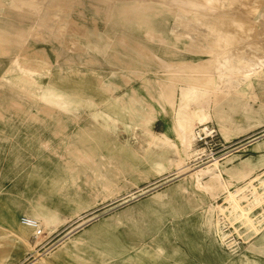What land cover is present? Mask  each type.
<instances>
[{"label": "rangeland", "instance_id": "obj_1", "mask_svg": "<svg viewBox=\"0 0 264 264\" xmlns=\"http://www.w3.org/2000/svg\"><path fill=\"white\" fill-rule=\"evenodd\" d=\"M95 1L97 5L100 4V6L104 7L95 9L97 16L112 18L121 23L104 27H111L112 33H119L115 38L111 34L113 38H108L106 41L113 48V59L118 62L120 56H122V60L125 61L124 67L121 70H117L118 75L123 77L121 81L125 85L124 89H130L132 85L140 81L145 93L148 94V99H145V103L151 104L155 108L159 107L162 110V116L168 120L173 130L170 136L166 133L156 136L151 134L152 132L147 127L142 143L150 147L174 146L181 159L176 167L178 169L184 167L186 169L185 176L191 175L195 179L197 175L200 176L201 180L198 183H201L206 177L211 178L212 181L217 180L220 183L222 190L227 192L226 205L219 206V214L224 217L223 220L220 218L219 236L222 239L224 253L230 256V258L224 257L225 260H229L225 264H230L235 256H238L240 263L259 264L254 258L256 254L253 249L250 247L249 250L245 251L246 249L243 248L246 242L257 235L255 229L247 220L241 219V216L240 218L238 217L240 211L236 212V214H231L226 209V206H230L227 203L230 195L234 193L233 196H235V192L246 185L233 190L234 186L224 180L225 174L221 163L230 161L234 156H239L235 159L236 162L241 157L248 156L251 152L249 150L253 148L254 143L264 136V42L256 45V48L246 49L240 46L234 51L226 50L225 53H222L223 56L227 55L223 65L228 70L225 69L222 73L226 85L224 83V89L222 86L220 89L223 90L218 91V94H212V98L206 99L200 95L196 97L199 107L209 115L210 120L204 125L199 121H195L190 127L191 132L188 140L191 141L192 149H189L182 144L179 136V122L186 115V111L181 107L183 89L188 88L185 85L171 84L162 78L163 74L170 73V67L166 64L167 69L165 71L163 69L165 68L164 63L161 62V59L173 65L172 63L181 60H204L208 56L205 54V49L218 50L217 42L221 36L213 34L211 30L216 22L215 18L209 13L197 10L194 7L172 8L174 7V4H172L174 1L180 4L181 0ZM228 1L229 10L241 5L247 9L252 8L258 14L257 17L259 19L264 15V0ZM249 1L252 2L249 3ZM59 5L61 9L68 10V14L71 13L70 10L74 7L76 14L67 19V22H70L67 25L68 30L72 31L77 26L83 27L86 30V37L89 36L88 32L90 30L99 31V29H102L95 27L96 24L93 21V19L96 20L95 17L89 20L88 18H83L81 23L78 22L75 15L82 9L80 4L63 1ZM47 7L48 10L54 9L50 5ZM26 9L25 13L32 18L34 23L38 13L43 8L38 5L36 7L26 6ZM74 24L77 26H74ZM261 36L263 37L262 34ZM59 38L61 37H56V40H61ZM64 39L69 40L68 44L64 45L68 49H72L73 46L77 48L81 44L75 41L73 37L63 36L62 40ZM139 44L145 46L154 55H146L140 50ZM73 53H75L76 57L81 58L80 65L68 64L66 67L62 66L60 57L54 52L48 51L47 53L33 52L31 57L35 60L42 59L41 61L50 69L49 81L54 82L60 88L69 91L73 95L83 99H93L102 105L108 100L110 92L104 88L103 77L99 75V71L91 67V49H81L79 47ZM135 69L140 71V73H136ZM131 79L135 81L131 82ZM155 83L159 85V90ZM11 89L13 88L6 84L0 87V258L6 259L11 253L12 247L10 244L13 243L14 238L17 239L19 233L9 221V216L14 212L17 214L22 209L26 198L24 191L27 190L26 184L23 183L26 182L25 177L28 178V174L31 172H29L31 169L30 165L41 161L44 166H50L49 164H51V172L55 176H52L47 183L44 182L45 188L42 189L44 194L40 199L52 208H60L64 221L56 226V229L47 240L42 241L38 245V240L41 241L44 238L43 236L39 239L33 234L27 238L25 237L24 241L27 243V247H23L24 249L22 248L21 250L25 251V255L15 264H113L114 262L110 263L109 261L111 258H115V255H112L113 252L122 249H132L130 237L133 235L138 238L139 236H144L146 232L153 228L147 227L148 223H151L157 217L141 215L138 216L137 221L133 223L127 222L123 225L105 223L101 221V217L95 218V215L118 205L122 197L110 200L104 204L100 202L93 203L87 211H81L80 216L70 212L67 209L66 202L74 196H79L80 190L84 191L88 187L85 174L95 177L97 165V160L94 158L95 153L98 150L104 154L111 153V160H115V155H118V152L114 150V146L110 143H104L103 139L84 137L82 143H75L68 139V136H65L66 139L63 134L64 128L58 123L60 115L54 110L55 108L40 104L38 108H40L41 119L35 120L33 124L36 122L41 123L43 127L40 128V131L45 132L53 141V145H48L45 141L46 139L40 138V133L37 130L28 128L29 121H24L28 116L23 114L22 117L21 112L23 110L31 112L32 107L33 109L36 107L37 102L33 98L38 97V94L33 93L32 98L28 94L18 91L21 94L19 96L27 97V101L24 103L19 98L12 97ZM193 109H196L195 104ZM14 111L19 113L17 117L20 119L15 121L17 128L11 129L12 124L7 119L6 113ZM85 112L80 123L86 124L92 130L99 127L89 116V110H85ZM23 123H25V126L20 129ZM205 125L215 128L218 137L210 139L207 144L196 143L195 129ZM163 126L165 127L164 123ZM100 132L101 136L106 140L118 137L122 141L128 140L130 145L135 144L133 137L124 131L122 127L114 131ZM33 133L35 136L32 135ZM164 135L168 139L165 142H160V138ZM33 136L36 138L35 142H32ZM221 144L225 145V147H221ZM124 154H126L124 158L126 162L134 163L136 167L140 166V169L133 168L129 170L130 180L128 188L133 187V192L137 195L139 190L135 189L134 186L148 180L150 169L145 168V166H151L146 162H156L153 159L155 155L147 153L135 158V154L127 152ZM223 155L225 156L222 157ZM78 162L82 164L83 169H74L75 164ZM54 165L55 167H53ZM73 171L76 172V177L71 176ZM167 176L169 175L164 177ZM164 177L155 176L149 183L161 181ZM41 179L43 178L37 177L34 181L37 183ZM56 179L59 181L55 182ZM147 185L145 184L141 187ZM262 188L263 186L257 185V189L261 190ZM149 191H144L143 194ZM80 197L84 205L90 199L92 201V197L90 198L89 195L83 197V194H81ZM235 198L238 199L237 196ZM238 200L243 206L246 204L240 199ZM136 202L137 199L132 200L128 204L117 207L116 210L123 211ZM244 209L249 211L247 207ZM220 210H223V214ZM251 217L254 220L259 218L263 220L259 211L251 214ZM89 219L91 221L83 227L93 231L91 240L87 241L88 244L84 245L79 242L73 247L66 241L67 238L59 241L80 223ZM82 231L81 229L75 230L72 235H78ZM186 235L194 239L190 232H186ZM65 244H68L69 247L61 250ZM180 245H182V242ZM32 248L38 252L39 256H35L31 252ZM12 251L18 255L17 250ZM147 259H150V261L144 264H173L160 260L155 251H151Z\"/></svg>", "mask_w": 264, "mask_h": 264}, {"label": "crops", "instance_id": "obj_2", "mask_svg": "<svg viewBox=\"0 0 264 264\" xmlns=\"http://www.w3.org/2000/svg\"><path fill=\"white\" fill-rule=\"evenodd\" d=\"M63 1L81 5L80 8L82 9L75 15L79 23L82 22L81 19L83 18L89 20L95 17L96 20L93 19L96 24L95 27L102 29H99V31L90 30L88 32L89 36L86 37V30L83 27L74 24L77 27L73 28L72 31L68 30L67 25L70 22H67V19L73 17L76 13L73 6L69 14L68 10L61 9L59 4ZM22 2L20 0H0V87L4 84L12 87V97L19 98L24 103H26L27 97L19 96V92L26 93L31 97L33 93L38 94V97H32L36 99V107L34 109L32 107L31 112L24 110L21 112L22 117L23 114L28 116L24 119L25 122L26 120L29 121L28 128L37 130L40 133V138L46 139L48 145H53L51 137L40 131V128L43 127L40 122L33 124L35 120L41 119L40 108H38L40 104L55 108L54 110L60 115L58 123L64 128V137L68 136L67 138L75 143H82L84 137L103 139L104 143H110L114 146V150L118 152V155H115V160H111V153L104 154L99 150L95 153L94 158L97 160L95 177L85 174L88 187L84 191L80 190L79 196H74L66 202L67 209L73 214L79 215L81 211H87L93 203L100 202L104 204L122 197L118 205L95 215V218L101 217L102 222L123 225L127 222L137 221L138 216L141 215L157 217V220L154 219L151 223H148L147 227L153 228L146 232L144 236L138 238L133 235L130 237L132 249L114 251L112 255H115V258H111L110 263L144 264L150 261L147 257L151 251H155L158 258L165 263H228L229 260H225L224 257L230 258V256L224 253L222 239L219 236L220 218L222 220L224 218L219 214V206L226 205L227 192L222 190L217 180L212 181L209 177L198 183L191 175L177 176L178 168L176 165L181 159L174 146L150 147L142 143L147 127L152 132L151 134L156 136L164 133L170 136L173 130L168 120L162 116V110L159 107L155 108L151 104L145 103L148 94L145 93V89L141 86L139 80V83L132 85L130 89H124L125 85L121 81L123 77L118 75L117 70L124 67L125 61L120 56L118 61L121 62L122 65H120L113 59V48L106 41L108 38H113L111 34L115 38L119 33H112L111 27H104L121 23L112 18L97 16L95 9L104 7L100 4L97 5L95 0H25L30 7L40 5L43 8L33 23L32 18L25 13L26 6H22ZM48 5L53 6L54 9L48 10ZM36 27H38L37 30ZM63 36L73 37L75 41L82 44L78 45L77 48L91 49V67L99 71V75L103 77L104 88L110 92L108 100L102 105L93 99H83L73 95L54 82L49 81L50 69L41 61L42 59L35 60L31 57L33 52L47 53L48 51L54 52L60 57L62 66L66 67L68 64L80 65L81 58L76 57L73 53L77 48L75 46L72 49L65 47L64 45L68 44L69 40H62ZM56 37H61L59 38L61 40H56ZM2 54H4L3 57ZM134 71L140 73L136 69ZM134 81L131 79V82ZM156 87L158 90L160 89L158 84H156ZM85 110H89V116L99 127L92 130L86 124L80 123L83 120L82 116L86 113ZM6 114L7 119L12 124L11 129L17 128L15 121L20 119L17 117L19 113L14 111ZM24 126L25 123L22 124L20 129ZM120 127L133 137L135 140L134 145H130L128 140L122 141L118 137L106 140L101 136L100 131H114ZM32 135L35 136L34 133ZM34 136L32 142L36 141ZM257 141L254 143L255 146L253 145V148L249 150L251 152L248 156L241 157L238 162L235 159L239 156H234L230 161L221 163L225 174L224 180L234 186L233 190L240 188L242 185H250V183L261 185L264 182V136ZM126 152L135 154V158L147 153L155 155L153 159L156 162H146L151 166H145V168L150 169L148 180L134 186L135 189L139 190L137 195L133 192V187L128 188L129 170L133 168L140 169V166L136 167V164L126 162L124 160L126 155L124 153ZM49 165L44 166L41 161L30 165L29 172H31L28 174V178L25 177L26 182L23 183L26 184L27 190L24 191L26 198L22 209L17 214L14 212L9 216V221L19 233L17 239L14 238L13 243L10 244L12 247L11 253L6 259L0 258V264H15L23 258L25 251L21 250L23 247H27L24 238L29 237L31 234L35 236L33 229L21 224L22 218L35 219L40 222L44 229L42 234L44 238L41 241L38 240L37 245L47 240L56 229V226L64 221L60 208H52L40 199L44 194L42 192V189L45 188L44 182L47 183L52 176H55L51 172V164ZM76 168L81 170L83 166L78 162L75 164L74 169ZM75 174L76 172L73 171L71 176L76 177ZM166 175L169 176L164 177ZM155 176L164 178L161 181L149 183ZM37 177L43 179L36 183L34 180ZM58 181V179L55 180V182ZM145 184L148 185L141 187ZM242 189L236 191L235 196L239 198ZM144 191L149 192L143 194ZM81 194H83V197L89 195L90 198L92 197V201L90 199L84 205L81 202ZM135 199H137V202L129 208L123 211L116 210L117 207L128 204ZM239 211L238 217L241 216L243 220L251 216L245 209L237 212ZM254 211L256 212L257 209H254ZM89 221L91 219L80 223L59 241L67 238L66 241L73 247L79 242L84 245L88 244L87 241L91 240L93 231L83 227ZM254 226L257 235L246 242L243 248L247 251L251 247L256 254L254 256L255 260L259 264H264V223L262 225L255 224ZM257 226L261 227L258 228ZM78 229L83 230L82 233L72 235ZM186 232H190L194 239L189 238ZM181 242L182 245H180ZM68 244L62 246L61 250L67 249ZM12 250H17L18 255ZM31 252L35 256H39L35 249L32 248ZM237 257H233L230 264H243L238 261Z\"/></svg>", "mask_w": 264, "mask_h": 264}, {"label": "bare ground", "instance_id": "obj_3", "mask_svg": "<svg viewBox=\"0 0 264 264\" xmlns=\"http://www.w3.org/2000/svg\"><path fill=\"white\" fill-rule=\"evenodd\" d=\"M20 1H23L21 3L22 6H29L25 0ZM251 2L252 1H249V3ZM228 3V0H181L180 4L176 3L175 1L172 3L174 4V7L172 8L194 7L197 10L209 13L216 20L211 28L212 33L221 36L220 39L218 38L219 40L217 42L219 47L218 50L205 49V54L208 56L205 57L206 59L204 60L176 61L172 63L174 66H176L174 68L173 65H170L161 59V62L164 63L165 68L163 69H165V71L167 69L166 64H168L170 67V73L163 74L162 78L171 84L180 86L185 85L188 88L183 89L181 107L186 111V115L184 116L183 120L179 122V136L181 137L182 144L189 149H192L191 141L188 140V136L191 132L190 127L195 121H199L202 123V125H204L210 120L209 115H207V113H205L199 107L196 97L200 95L207 99L210 98L212 94L220 91L222 86L224 89L225 80L222 77V73L225 69H228L223 65L227 55L223 56L222 53H225L226 50L234 51L240 46H242L241 48L245 47L246 49H251L256 45L261 44V42H264V15H262L259 19L257 17L258 14L252 8L247 9L241 5H237L236 8L229 10ZM25 11H27V9ZM138 46L142 52L146 53V55H154V53L149 51L145 46L141 44ZM229 71L231 72V70ZM194 104L196 105V109H193ZM212 129L214 128L209 125L197 127L194 132L196 143L198 138L197 133L199 134L202 131H206L207 135H210L212 133ZM161 138L160 142H165L166 139H168L166 135ZM177 174L178 176L186 174V169L184 167L179 168ZM196 179L198 182L201 180L200 176L198 175L196 176ZM261 186H263V188L259 190L257 189V185L250 183V185H246L241 190V194L239 195L238 199L246 203L244 206L233 195H230V197L227 199V203H229L230 206H226V209L229 210L231 214L236 213L238 210L244 211L245 207L248 208L250 215L255 212L254 209L259 211V214L263 220H261V218L254 220L251 216L245 219L254 228L255 224L262 225L264 223V182L261 184ZM25 218L28 219L32 225H25L23 224L22 220L21 224L33 229L37 238L42 236L43 228L40 222L32 218Z\"/></svg>", "mask_w": 264, "mask_h": 264}, {"label": "built area", "instance_id": "obj_4", "mask_svg": "<svg viewBox=\"0 0 264 264\" xmlns=\"http://www.w3.org/2000/svg\"><path fill=\"white\" fill-rule=\"evenodd\" d=\"M197 137H198L197 138V142H201V143L207 144L208 141H210V139H214V138L218 137V133H217L216 129L214 128V129H212V133L210 135H207L206 131H202L199 134L197 133ZM221 147H225V145L221 144ZM224 150H222V151H224ZM225 155H223L222 157H224ZM219 159L223 160L222 158H219ZM22 222L25 225H29V226L32 225L31 222L28 219H26V218H23ZM38 234H39V232H38Z\"/></svg>", "mask_w": 264, "mask_h": 264}]
</instances>
